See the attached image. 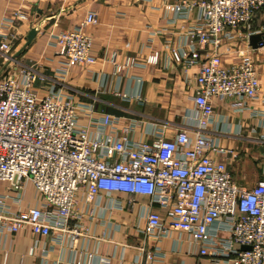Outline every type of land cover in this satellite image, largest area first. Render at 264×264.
<instances>
[{"label": "built area", "instance_id": "1", "mask_svg": "<svg viewBox=\"0 0 264 264\" xmlns=\"http://www.w3.org/2000/svg\"><path fill=\"white\" fill-rule=\"evenodd\" d=\"M19 5L0 21V52L7 61L19 38L18 23L29 18ZM262 8L264 0L166 4L182 20L198 11L187 31L191 48L173 53L186 66L198 65L193 96L197 130L182 129L172 137L158 129L149 140L136 138L142 119L97 110L65 90L73 65L89 68L97 62L88 31L97 24L93 10L55 35L59 66L51 75L40 69V60L12 61L19 63L16 73L4 71L0 77V187L8 183L6 193L0 192V230L30 231L36 238L29 250L33 256L41 238L78 248L82 237L85 257L73 263L92 264L98 255V264H111V256L88 251L85 242L96 236L86 220L104 226L99 241L112 242L113 231L120 229L112 225L113 214L141 204L144 224L136 225L144 239L138 246L141 264H164L166 254L158 246L148 248L147 242L162 241L173 230L187 233L181 243L198 246L210 264H264V179L250 187L237 184L224 157L229 150L209 132L215 100H230L235 108L252 110L251 130L264 141V94L248 53L249 36L256 33L250 24ZM239 35L248 49L234 44ZM225 54L233 60L226 62ZM158 58L155 52L147 63ZM137 64L128 56L124 66ZM28 180L40 197L36 205L24 206ZM7 255L0 249V264H7Z\"/></svg>", "mask_w": 264, "mask_h": 264}, {"label": "crops", "instance_id": "2", "mask_svg": "<svg viewBox=\"0 0 264 264\" xmlns=\"http://www.w3.org/2000/svg\"><path fill=\"white\" fill-rule=\"evenodd\" d=\"M175 1L0 0V21L6 11L16 9L19 4L29 13L27 21L18 23L17 31L20 34L11 51L13 54L24 44L28 30L47 18L34 41L20 55V62L30 64L40 60V69L51 75L53 69L59 66L54 55L55 35L63 29L73 28L89 10L95 11L97 24L88 31L93 39L91 52L97 62L89 68L73 65L65 82V90L79 103L94 104L97 110L142 119L143 124L135 136L149 140L158 129H165L167 137L182 129L190 132L197 130L193 96L196 93L198 65L186 66L176 61L173 53L188 52L191 48L187 31L196 23L198 11L195 9L188 20L178 19L173 12L165 9L166 4ZM250 29L264 32L263 8L255 13ZM246 31V28L241 29L243 34ZM234 44L248 49L243 35H239ZM155 52L159 54L158 62L147 63L148 56ZM248 53L255 63L261 93L264 94V45L254 48L249 43ZM128 56L134 57L138 64L124 66ZM233 57L231 54L224 55L226 62L232 61ZM6 62L4 54L0 52V68ZM114 64L119 66L117 73L114 72ZM10 66L12 64L7 68ZM214 106V122L209 132L229 150L224 157L235 182L243 186L251 182L249 187L253 186L264 179V141H260L251 130L255 123L252 110L235 108L230 100H215ZM7 185L5 183L0 187L1 193H6ZM39 197L28 180L22 203L24 206L36 205ZM17 207V204H12L13 210ZM142 212L141 204L115 212L112 225L118 223L120 229L113 231L112 242L99 241L97 237L102 236L104 226L93 225L92 221L86 220L89 232L96 236L85 242L88 251L111 256V264H141L138 261V246L143 244L144 239L136 231V225L144 224ZM186 237L187 233L173 230L170 237L162 241L149 240L147 247H160L166 254L164 264H210L209 257L201 255L198 246L181 243L180 238ZM47 239H40L38 254L33 256L29 250L36 244V238L30 231L21 229L9 234L6 230H0V249L8 252L7 264H75V258L84 259V249L80 250L82 237L78 241V248L66 246V241L61 244ZM44 247L50 251L44 252ZM98 262L97 255L93 257L92 264Z\"/></svg>", "mask_w": 264, "mask_h": 264}, {"label": "water", "instance_id": "3", "mask_svg": "<svg viewBox=\"0 0 264 264\" xmlns=\"http://www.w3.org/2000/svg\"><path fill=\"white\" fill-rule=\"evenodd\" d=\"M47 18H43L39 24L32 26L25 35V42L22 46L10 56L9 60L0 68V77L4 73L5 69L9 66L12 61L17 60V58L26 50V48L34 41L36 35L40 29L41 24ZM249 43L252 47L257 48L264 45V32H256L249 36ZM242 249H250V246L243 245Z\"/></svg>", "mask_w": 264, "mask_h": 264}, {"label": "rangeland", "instance_id": "4", "mask_svg": "<svg viewBox=\"0 0 264 264\" xmlns=\"http://www.w3.org/2000/svg\"><path fill=\"white\" fill-rule=\"evenodd\" d=\"M13 54H14V53H13ZM20 58H22V56H21V57L19 56V57L17 58V61H18V62H20ZM18 62H12L11 64H12V66H14V68H15V66H18V65H19ZM21 63H24V62H21ZM12 66H10L9 68H6L7 70L5 69V75L8 74V73H9V74L16 73V69L12 68ZM250 184H252V183L249 182V183L245 184V186L249 187Z\"/></svg>", "mask_w": 264, "mask_h": 264}, {"label": "trees", "instance_id": "5", "mask_svg": "<svg viewBox=\"0 0 264 264\" xmlns=\"http://www.w3.org/2000/svg\"><path fill=\"white\" fill-rule=\"evenodd\" d=\"M264 9V8H263Z\"/></svg>", "mask_w": 264, "mask_h": 264}]
</instances>
